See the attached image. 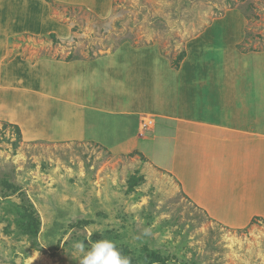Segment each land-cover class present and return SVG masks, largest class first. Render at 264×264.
<instances>
[{
    "label": "rangeland",
    "instance_id": "rangeland-1",
    "mask_svg": "<svg viewBox=\"0 0 264 264\" xmlns=\"http://www.w3.org/2000/svg\"><path fill=\"white\" fill-rule=\"evenodd\" d=\"M25 2L0 0V64L54 62L42 85L59 102L22 103L0 82V264H79L74 244L102 239L130 264H264V145L217 133L207 113L198 120L208 129L180 125L186 102L173 106L168 77L153 84L165 61L184 94L190 66L216 64L244 91L246 61L254 70L264 58V0H48L50 34L12 38L11 14ZM129 66L146 73L162 109L150 100L134 124L108 107L82 109L111 100ZM76 112L86 124L75 125Z\"/></svg>",
    "mask_w": 264,
    "mask_h": 264
},
{
    "label": "crops",
    "instance_id": "crops-1",
    "mask_svg": "<svg viewBox=\"0 0 264 264\" xmlns=\"http://www.w3.org/2000/svg\"><path fill=\"white\" fill-rule=\"evenodd\" d=\"M31 1L32 0H27L24 4L20 3L22 9L11 14L14 23L10 22V37L29 33L32 35H40L47 32V34H50L49 26H53V23H51L49 12L45 11V9H48L50 6L49 3H47L48 0H36L34 5H31ZM55 1L59 2L60 0ZM24 5H26L25 8ZM28 7L29 11L26 13ZM0 22L2 24L5 21L4 19H0ZM216 47L217 46H215V48ZM146 55L150 58H157L156 52L146 53ZM255 59L259 66L254 67V70L251 67L252 65L250 64L249 59L246 61V64L249 65L248 69L250 71L249 74L251 79H249L248 84H246V87H248H245L244 91L243 84L241 85L242 79H240V77L236 80L237 78H234V76L231 75L232 72L230 69L226 68L224 69V72L220 71L218 70L219 65L216 64L212 65L215 69L211 73H209L207 67H204V64L203 68L197 67V65L190 66L189 68L187 67L189 72H185L187 89L184 94L183 91H181L182 81L184 84L183 78H180L178 73H176L175 76L169 66L164 68L165 61L158 67V69L155 68L156 76L153 84L158 82L161 85L163 80H167L168 77L172 89L171 101L173 106L176 109H179L178 103L186 102L185 104L187 106H185L184 109L187 111V113L185 112L187 117L180 120V125L188 126L193 129L205 125L208 129V127H212L213 125L211 126L206 122L199 121L200 117L204 119V115L207 113L210 114L209 118H214V122L218 124L215 128L219 129L220 132L217 133L225 134V132H228L232 134L234 133L236 136L240 137L243 135L250 136L252 138L251 147H261L264 145V63L262 61L264 58L257 56L254 57V60ZM46 62L54 64V62L49 60H41L35 63L28 62L19 57H15L9 63L0 64V82L2 83V87L7 89H9V87L13 88V90H15V93L13 94L21 98L22 103H27L28 105L32 104L31 100L36 99L41 100L44 103L46 102L45 104L48 106L53 104L54 100L59 102L56 97L52 98V95H54L52 88H46L42 85L44 74L42 73L41 68H43ZM69 66L75 67V65ZM138 67H128V69H131L127 71L128 75H126L128 78L123 76V79H121V89L117 91L114 90L115 94L111 100L108 98V101L104 102L102 94L99 96L100 98H96L94 108L91 104L86 102L82 109L85 111L86 109H89L90 112L94 111L97 114H101L99 110L108 107V117L118 120L126 119L127 122L133 121V124L136 120L135 116L148 107L146 104L149 103L150 105V100H155L157 102L153 105L151 104L149 107H158L159 109H162L159 103L160 98L150 90L149 86H147L146 73H144V76L140 74L141 72L138 71ZM234 68L237 69V67ZM49 69L50 68H48V71ZM62 70L63 67L61 68V71ZM234 72L238 77V69L234 70ZM48 73V81L56 80L51 71ZM63 74L67 77L65 72H63ZM66 80H68V77L65 78L61 87H58L57 85L58 88L62 89V93H64V91L66 92V88L70 89L68 81ZM137 85H139L138 88H136ZM92 87L97 89V87ZM148 87L149 89L147 90ZM133 92L137 94L136 99H132ZM216 97L221 100L220 103L217 101L213 102ZM196 100H202V104L199 107L200 110H198L196 106L191 110V103L194 104ZM129 104L131 108H128ZM188 105L190 110H188ZM244 107L249 110V114L244 115L242 112L243 110L240 113V110L244 109ZM122 112H125L126 114H121ZM192 113L195 114L192 115ZM215 115H218V119ZM221 116L223 119L219 120ZM71 118L73 121H76L75 125H79V127L86 124L82 120V118H84L83 115H79L78 112H76L74 116L71 115ZM201 128L205 127L202 126ZM245 128L248 129L246 130ZM239 140H241V138ZM253 141L259 143L255 145ZM138 142V145L143 143V141ZM233 146L234 145H231L230 147Z\"/></svg>",
    "mask_w": 264,
    "mask_h": 264
},
{
    "label": "clouds",
    "instance_id": "clouds-1",
    "mask_svg": "<svg viewBox=\"0 0 264 264\" xmlns=\"http://www.w3.org/2000/svg\"><path fill=\"white\" fill-rule=\"evenodd\" d=\"M74 248L81 257L79 264H130L129 259L121 255L115 243L107 239L92 242L87 250L83 242L75 243Z\"/></svg>",
    "mask_w": 264,
    "mask_h": 264
},
{
    "label": "built area",
    "instance_id": "built-area-1",
    "mask_svg": "<svg viewBox=\"0 0 264 264\" xmlns=\"http://www.w3.org/2000/svg\"><path fill=\"white\" fill-rule=\"evenodd\" d=\"M152 121L150 119H145L142 123L143 130H147L149 128H152Z\"/></svg>",
    "mask_w": 264,
    "mask_h": 264
}]
</instances>
